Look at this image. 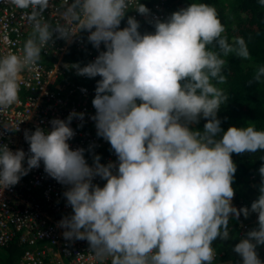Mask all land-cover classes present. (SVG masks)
<instances>
[{
    "label": "clouds",
    "instance_id": "9594fccd",
    "mask_svg": "<svg viewBox=\"0 0 264 264\" xmlns=\"http://www.w3.org/2000/svg\"><path fill=\"white\" fill-rule=\"evenodd\" d=\"M10 3L26 12L31 32L19 53L0 56V110L19 103L22 73L41 61L46 47L87 32L93 48L104 50L71 67L78 76L100 77L91 119L117 161L105 165L94 155L90 166L84 148L71 149L70 125L85 115L73 111L66 120L52 119L50 131L25 130L28 153L0 144V194L42 162L67 187L72 213L58 222L64 239L86 240L99 264H213V243L230 238V218L255 213L258 227L233 251L243 264H264L257 252L264 246V164L258 198L250 208L232 204V154L264 151V130L249 124L224 131L217 116L230 98L218 87L227 82L225 58L246 60L250 53L243 37L229 43L216 8L193 2L149 21L154 32L142 34L135 16L120 28L133 5L139 15H151L135 0H65L55 25L45 18L54 0ZM253 79H264V66ZM201 119L203 130H193ZM97 177L103 187L93 182Z\"/></svg>",
    "mask_w": 264,
    "mask_h": 264
},
{
    "label": "built area",
    "instance_id": "2783aa9c",
    "mask_svg": "<svg viewBox=\"0 0 264 264\" xmlns=\"http://www.w3.org/2000/svg\"><path fill=\"white\" fill-rule=\"evenodd\" d=\"M54 2L55 8L45 13V18L53 25L59 19L58 10L62 9L65 0ZM135 2L145 5L144 0ZM178 3L179 0H154L148 17L136 13L133 5L120 28L127 26L128 16H135L141 24L139 31L142 34L154 32L149 28L153 27L149 21L154 18L165 20L176 11ZM73 30L77 31L75 28ZM30 32L26 12L16 9L10 0H0V56L19 53ZM87 36L88 33L82 31L70 42L55 40L54 44L42 51L41 61L22 73L19 103L0 110V144H7L12 151L23 149L28 153L25 130L35 131L39 126L50 131L52 119L66 120L75 111L85 115L83 121L74 119L70 125L75 132L74 138L68 142L71 149L84 148L85 159L90 166L94 155H99L100 163L105 165L117 161L112 149L107 148L109 143L97 137L95 122L91 119L95 115L92 105L95 91L85 85L86 77L78 76L71 67L72 62L67 59L72 48L85 50L90 62L96 59L99 51L104 50L103 45L99 50L93 48ZM90 145H93L91 151ZM93 182L101 187L105 183L99 177ZM66 190V186L45 173L42 162L39 168L23 176L17 185L3 190L0 194V264H7L6 252L12 242L23 247L15 264H99L86 240L67 241L62 234L64 229L58 227V222L72 213L63 195ZM232 204L237 209L250 208L236 191ZM230 220L236 222L237 235L241 239L246 237L248 231L258 227L255 213L248 218L241 215L239 219L233 217ZM258 249L264 250V246ZM219 256L216 250V259ZM105 264H111V261Z\"/></svg>",
    "mask_w": 264,
    "mask_h": 264
},
{
    "label": "trees",
    "instance_id": "16d2710c",
    "mask_svg": "<svg viewBox=\"0 0 264 264\" xmlns=\"http://www.w3.org/2000/svg\"><path fill=\"white\" fill-rule=\"evenodd\" d=\"M154 0H144L148 9ZM206 3L216 8L219 19L225 26L224 35L229 43L235 37H243L247 43L250 58L241 59L230 55L226 57L227 65L225 75L227 82L218 87L229 95V101L223 105L217 116L222 121L221 128L227 131L229 127H245L254 124L257 130H264V79L255 82L253 77L257 69L264 66V6L259 0H179L176 11L185 8L191 3ZM154 29V27L149 26ZM67 59L72 64L85 66L90 60L85 50L69 49ZM100 77L89 79L84 83L95 91L96 83ZM206 121L201 119L199 124L191 126L193 130H203ZM107 148H111L110 144ZM264 151L256 153L232 154L237 166L234 183L238 197L251 206L259 196L261 176L259 168L264 164ZM237 224L229 221L230 238L226 241L217 239L213 247L220 256L213 264H243L241 257L233 251L240 239L237 235ZM23 247L12 242L7 248L5 262L15 264ZM259 258L264 261V250L258 249Z\"/></svg>",
    "mask_w": 264,
    "mask_h": 264
},
{
    "label": "bare ground",
    "instance_id": "6f19581e",
    "mask_svg": "<svg viewBox=\"0 0 264 264\" xmlns=\"http://www.w3.org/2000/svg\"><path fill=\"white\" fill-rule=\"evenodd\" d=\"M8 263V262H7Z\"/></svg>",
    "mask_w": 264,
    "mask_h": 264
}]
</instances>
